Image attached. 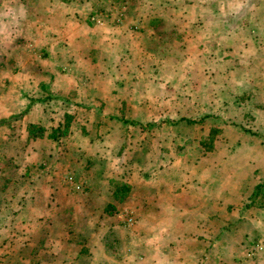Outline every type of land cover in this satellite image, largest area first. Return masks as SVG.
Segmentation results:
<instances>
[{"label":"rangeland","instance_id":"374dc122","mask_svg":"<svg viewBox=\"0 0 264 264\" xmlns=\"http://www.w3.org/2000/svg\"><path fill=\"white\" fill-rule=\"evenodd\" d=\"M133 1L91 6L89 21L104 25L108 11L118 12L122 18ZM162 1H136L144 7L147 17H165L160 22L163 26L160 34L165 36V41L152 39L150 48L136 52L131 61L134 67H127L130 61L127 58L116 69V73L125 72L133 80L132 84L122 85V98L116 100L118 107H122L121 115L102 116L84 105L90 86L96 87L101 95L115 88L109 83L111 75L105 68L108 63H118L116 57H111L102 63L97 61L96 66L82 68V87L51 92L68 96L70 103L47 101L28 115L0 123V264H65L66 252L70 251L68 241H75L84 224L93 218L90 217L93 212L102 225L122 219L142 232L158 225L168 229L173 219L177 227H180L178 221L193 223L200 211H186L189 202L181 191H193L206 201L207 209L215 211L214 205L219 207L222 202L238 198V188L232 187V182L245 181L252 166L264 168V116L254 123L255 106L264 105V78L255 74L259 66H254V60L238 61L236 65L232 60L234 65L227 62L225 70L226 62L216 53H203L191 43L179 20H175L179 28L173 23L175 29L171 32L172 9L168 0ZM234 6L227 4L226 8L237 15L249 7L248 4ZM40 7L36 4V12ZM9 10L19 13L21 9ZM261 18L258 17L259 21ZM4 19H0L3 31L10 21L8 17ZM26 19L24 16L11 25L8 36L0 34L1 63L3 59L10 63L15 58L5 56L11 47L28 50L29 44L38 45L33 40L38 32L35 27L31 32L26 30ZM34 22L43 24L38 19ZM248 28L253 29L258 42L264 39L258 36V25L251 24ZM237 40L231 46L237 45ZM251 53L252 49L246 51L245 59ZM260 59L256 58L257 62ZM261 67L264 69V64ZM23 68L25 73L34 70L32 65ZM14 69L11 67L8 73L13 74ZM223 75L236 79L221 84L218 77ZM207 77L212 78L208 81L212 82L210 85L205 82ZM7 81V77L0 78V107L5 117L32 103L29 98L14 101L18 97L17 87L6 85ZM22 82L25 89H30L25 76ZM92 103H102L106 108L100 99ZM43 110L50 113L49 122L43 118L46 132L65 124L66 114L72 115L68 134L60 141L27 138V121L35 120L37 111ZM202 116L205 117L201 122L186 121ZM116 180H129L132 193L119 207L131 204L132 212L98 218L105 200L112 198L109 191ZM121 230L115 232L116 236L134 234ZM246 230L243 226L224 233L223 243L201 253L199 264H240L252 259L264 263V255L258 250L259 245H264L263 237L249 235L238 243ZM230 235L231 245L227 240ZM113 246L120 250L118 245ZM75 247L87 252L82 241L73 250ZM234 249L245 253L241 260L231 256ZM97 255L100 257L102 252ZM91 256L94 254L90 253L87 264H93ZM134 263L147 264V261L135 259ZM100 264H115V261L102 258Z\"/></svg>","mask_w":264,"mask_h":264},{"label":"crops","instance_id":"0c3cea01","mask_svg":"<svg viewBox=\"0 0 264 264\" xmlns=\"http://www.w3.org/2000/svg\"><path fill=\"white\" fill-rule=\"evenodd\" d=\"M110 1L120 3V0H107L106 3L101 0H0V19L5 20L6 17L10 19L4 31L3 28L0 29L1 35L8 36L7 30L11 29V25H14L17 20L23 19L24 16L27 17L25 21L28 22L26 30L31 32L35 27L38 32V37L33 39L38 45L29 44L28 50L11 47L5 51V56L14 55L15 58L10 63H7L5 59L2 63L0 62V78L7 77L6 85L17 87L18 97L14 101L21 98L32 99L31 105L20 107L10 116L28 115L36 110L35 107L47 101L57 100L60 103H70L71 99L68 96L52 95L51 92L60 89L69 91L82 87L81 76L84 73L82 68L96 66L97 61L102 63L111 57H116L118 63L115 65L108 63L105 68L111 75L109 83L112 82L115 88L111 89L108 94L101 95L98 94L99 90L96 87L90 86L84 97L86 101L84 105L87 109L102 116L110 114V116L118 117L122 114V107H118L116 100L122 98L120 90L122 85L132 84L133 80L127 77L125 72L124 75L116 73V69L126 62L127 58L130 63L136 52L150 48L149 42L152 39L159 42L165 41V36L160 34L163 33L161 32L163 26L160 25V22L165 20V17L163 15H148L149 17H147L148 13H145L144 7L136 3L137 0H135L131 2L122 18L118 17L116 14L118 12L108 11L106 13L108 20L104 25L90 23L88 15L91 6L105 7V5H109L107 3ZM166 2L172 9L171 19L174 20L172 33L175 29L173 23L175 20H179L181 30L186 31L191 43L203 53H216L217 57L226 62L224 63L225 70L228 68L226 65H229L227 62L232 60L236 61L235 65L239 62L254 60V66H259L256 68L255 74L259 78H264V69L261 67V64H264V39L258 42L253 37V29L248 28L251 24L258 25V36L264 38V0H168ZM7 4L9 7L6 6ZM36 4L41 5L39 12H36ZM227 4L236 5L234 7L248 4L249 7L246 6L247 10L245 9L243 14L237 15L227 11ZM9 8L21 10L19 13H15ZM208 15L210 20L206 23L205 19ZM258 17H262L260 21ZM35 19L41 20L43 24H36ZM176 25V28H179V25ZM20 37L22 36L20 35ZM236 38L238 39L237 45L231 46ZM248 41L252 42L247 43ZM250 49L253 53L247 55V59H245V52ZM25 52L26 55H24ZM226 54H231L232 57H228ZM260 57H263L262 61L257 62ZM129 63L127 67L135 66L132 62ZM25 65H32L34 70L25 73L23 68ZM11 67H15L13 74L8 73V69ZM75 75H78L79 78L76 79ZM24 76L28 80L30 89L23 87L22 78ZM210 79L212 78L205 79L209 85L212 83L208 82ZM218 79L222 84L231 79L235 80L236 77L229 76L228 78L227 75H223ZM28 91H31V94ZM42 92L47 95L41 96ZM96 98L104 102L106 108L102 103L93 104L92 101ZM263 109L264 105L255 106L254 110L257 111V115L254 123H259V117L264 116ZM0 112L2 114L1 107ZM1 114L0 123L3 119L10 117ZM43 118L49 122L50 113L46 110L37 111L36 119L27 121V124L37 123L46 127ZM121 182L130 185L129 180ZM242 182L231 183L232 187L235 185L238 188V198L222 202V204L220 203L222 206L219 207L214 205L215 211L207 209L206 201L200 200V197L193 191H181L186 201L189 202L186 211L197 209L200 212H197L198 218L193 223L189 224L185 220H183L184 222L178 221L180 227H177L174 219L168 229L158 225L153 226L151 231L143 232L139 231V227L134 230L130 226L131 223L123 222L122 219L115 221L114 224L108 223L106 226L94 218L93 212L90 216L93 218L84 224L82 232L75 237V241H68L70 251L66 252L64 263L87 264L90 261L88 257L91 253L95 256H91L93 264H100L102 258L114 260L115 264H135V259L147 261V264H199L200 254L222 244L223 234L230 229L247 227L246 232L241 234L238 243H241L243 238H247L249 235L257 234L264 238V168L252 166L245 181ZM109 192L112 200H105L98 218L112 215L123 216V211L132 212L130 211L131 204L119 207L124 203L126 197L131 195V187L122 201L113 198L112 189ZM103 194H106L105 190H103ZM108 203L113 204L116 208L112 214H107L104 211V207ZM169 205L171 206V203ZM120 229L126 233L134 234L133 236L129 234L116 236L115 232ZM112 233L113 235H111ZM231 239V235L227 237L229 245L232 244ZM80 241L87 248V252H84L85 249L82 247H75L73 250L74 245H79ZM113 244L118 245L120 250H118L119 248L118 251L115 250L116 246L114 247ZM260 247L259 251L264 255V245L261 244ZM121 250L122 252H120ZM98 252H102L100 257L97 255ZM230 254L236 260H241L245 255L242 252L237 253L236 249L231 250ZM131 256L132 259L129 260L128 258ZM243 261L240 264H259L254 259Z\"/></svg>","mask_w":264,"mask_h":264},{"label":"trees","instance_id":"16d2710c","mask_svg":"<svg viewBox=\"0 0 264 264\" xmlns=\"http://www.w3.org/2000/svg\"><path fill=\"white\" fill-rule=\"evenodd\" d=\"M123 1V0H120ZM18 115H13L10 116L6 119H3L2 122H8L11 118H16ZM67 121L65 122V124L62 125H58L56 127H52L50 128V130L48 132H46V129L44 126L37 124V123H29L27 125V138H31V139H35L37 137L42 138V137H46L52 141H57L58 139H60L62 136H65L68 134V128L71 122V118L72 115L71 114H66L65 115ZM205 116H202L200 119H187L186 121L188 123H194V122H201L203 121ZM112 195L113 198L117 201H122L123 198L129 193L130 191V185L125 183V182H121V181H113L112 183ZM115 206L111 203H108L105 205L104 207V211L107 214H112L115 211Z\"/></svg>","mask_w":264,"mask_h":264},{"label":"built area","instance_id":"2783aa9c","mask_svg":"<svg viewBox=\"0 0 264 264\" xmlns=\"http://www.w3.org/2000/svg\"><path fill=\"white\" fill-rule=\"evenodd\" d=\"M261 249V247H260V245L258 246V250H260Z\"/></svg>","mask_w":264,"mask_h":264}]
</instances>
